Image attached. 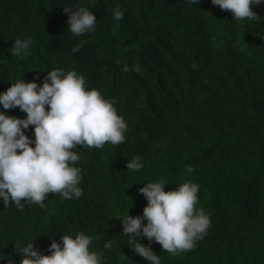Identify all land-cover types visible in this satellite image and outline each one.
<instances>
[{"label": "trees", "instance_id": "16d2710c", "mask_svg": "<svg viewBox=\"0 0 264 264\" xmlns=\"http://www.w3.org/2000/svg\"><path fill=\"white\" fill-rule=\"evenodd\" d=\"M81 5L97 24L76 36L63 8ZM253 11L264 17V0ZM27 37L30 55H11L13 41ZM126 64L140 71L125 72ZM53 68L84 74L113 100L126 138L101 149L77 145L81 197L49 193L47 207L26 202L23 211L0 202V264H20L26 240L50 255V238L81 231L94 237L103 264H147L119 218L142 216L148 201L138 190L160 180L165 191L197 183L196 207L211 219L196 247L175 255L140 237L161 264H264V18L236 21L211 0H0V92L21 78L42 85ZM4 111L26 118L18 107ZM25 133L35 139L34 126ZM137 155L144 166L128 171Z\"/></svg>", "mask_w": 264, "mask_h": 264}, {"label": "clouds", "instance_id": "9594fccd", "mask_svg": "<svg viewBox=\"0 0 264 264\" xmlns=\"http://www.w3.org/2000/svg\"><path fill=\"white\" fill-rule=\"evenodd\" d=\"M198 2L189 0L192 6ZM211 2L230 11L236 21L264 18L253 11V6L259 5L261 0ZM63 10L68 14V31L76 36L95 32L97 19L92 8L81 5L75 10ZM113 16L121 20L124 11L117 5ZM32 44L31 37L16 38L11 55L21 59L29 56ZM80 46L78 44L74 50ZM123 70L138 72L140 66L126 64ZM0 105V202L4 206L14 203L20 211L24 210L26 202L47 207L45 201L49 193L67 199L81 197L84 192L80 187L82 169L77 166L81 159L75 151L77 145L101 149L106 143L121 144L126 138L127 123L118 114L114 101L105 98L99 89L89 88L85 75L74 69L53 68L47 71L42 85L35 80L18 79L0 92ZM16 107L26 113V118L4 111ZM30 126H34V140L25 133ZM126 164L128 171H138L144 166L139 155ZM186 168L189 173L193 171L190 165ZM167 184L163 180L142 184L138 191L148 201L143 215L133 217L128 211L125 217L119 218L122 233L147 264H161V255L143 244L140 237L158 242L168 254L175 255L194 249L211 224L205 209L196 207L197 183L186 181L174 190L165 191ZM50 239V255L42 254L36 239L26 240L19 251L15 248L21 257L20 264H103V252L92 249V235L81 231L75 236L63 234L60 242ZM112 246L111 240L105 241L106 249L111 250ZM8 264L15 262L8 258Z\"/></svg>", "mask_w": 264, "mask_h": 264}]
</instances>
